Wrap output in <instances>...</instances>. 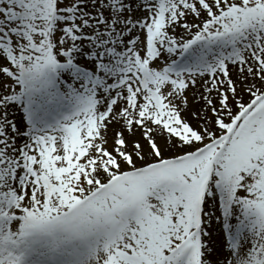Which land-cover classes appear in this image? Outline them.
<instances>
[{
    "label": "snow or ice",
    "instance_id": "6c2138e0",
    "mask_svg": "<svg viewBox=\"0 0 264 264\" xmlns=\"http://www.w3.org/2000/svg\"><path fill=\"white\" fill-rule=\"evenodd\" d=\"M0 264H264V0H0Z\"/></svg>",
    "mask_w": 264,
    "mask_h": 264
},
{
    "label": "bare ground",
    "instance_id": "6f19581e",
    "mask_svg": "<svg viewBox=\"0 0 264 264\" xmlns=\"http://www.w3.org/2000/svg\"><path fill=\"white\" fill-rule=\"evenodd\" d=\"M189 95H190V97H191V93H190ZM212 227H213V228H216L217 232L219 231V227H218L217 225L213 224Z\"/></svg>",
    "mask_w": 264,
    "mask_h": 264
}]
</instances>
